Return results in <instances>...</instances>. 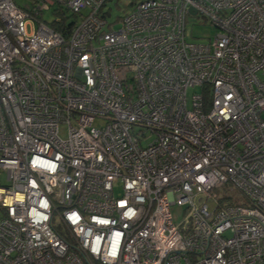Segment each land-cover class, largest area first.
Instances as JSON below:
<instances>
[{
  "label": "built area",
  "instance_id": "obj_1",
  "mask_svg": "<svg viewBox=\"0 0 264 264\" xmlns=\"http://www.w3.org/2000/svg\"><path fill=\"white\" fill-rule=\"evenodd\" d=\"M108 1L0 0V264H264V0Z\"/></svg>",
  "mask_w": 264,
  "mask_h": 264
},
{
  "label": "rangeland",
  "instance_id": "obj_2",
  "mask_svg": "<svg viewBox=\"0 0 264 264\" xmlns=\"http://www.w3.org/2000/svg\"><path fill=\"white\" fill-rule=\"evenodd\" d=\"M14 3L20 7L30 9L38 0H13ZM130 0H109L103 10H107L109 8L110 15L107 17L108 21L112 24L113 29H117L120 26V21L116 20L117 17H121L126 11L131 9V5H129ZM127 4V5H126ZM126 7V8H125ZM55 14L53 12V8H49L40 14L41 20L44 21H52L55 19ZM217 28L214 27L208 20H204L200 16H188V21L186 22L185 28V38L188 41L193 42H207L210 41L213 36L217 33ZM195 92H199L198 87H190L187 90V97H191V95ZM64 130H61V136H64ZM4 173H0V179L3 181ZM119 189L116 188L115 192H118ZM173 221L174 223H178L183 218L182 207L172 206L171 208Z\"/></svg>",
  "mask_w": 264,
  "mask_h": 264
},
{
  "label": "trees",
  "instance_id": "obj_3",
  "mask_svg": "<svg viewBox=\"0 0 264 264\" xmlns=\"http://www.w3.org/2000/svg\"><path fill=\"white\" fill-rule=\"evenodd\" d=\"M57 27L59 28V26H57ZM57 27H56V28H57ZM67 32H68V31H67ZM67 32H65V31L63 32V31H62L63 35H66Z\"/></svg>",
  "mask_w": 264,
  "mask_h": 264
},
{
  "label": "water",
  "instance_id": "obj_4",
  "mask_svg": "<svg viewBox=\"0 0 264 264\" xmlns=\"http://www.w3.org/2000/svg\"><path fill=\"white\" fill-rule=\"evenodd\" d=\"M189 10H190V11H192V12H194V9H193V8H191V7L189 8Z\"/></svg>",
  "mask_w": 264,
  "mask_h": 264
}]
</instances>
